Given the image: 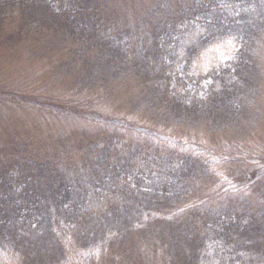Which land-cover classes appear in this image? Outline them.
Listing matches in <instances>:
<instances>
[{"label":"trees","instance_id":"obj_1","mask_svg":"<svg viewBox=\"0 0 264 264\" xmlns=\"http://www.w3.org/2000/svg\"><path fill=\"white\" fill-rule=\"evenodd\" d=\"M0 264H264V0H0Z\"/></svg>","mask_w":264,"mask_h":264},{"label":"rangeland","instance_id":"obj_2","mask_svg":"<svg viewBox=\"0 0 264 264\" xmlns=\"http://www.w3.org/2000/svg\"><path fill=\"white\" fill-rule=\"evenodd\" d=\"M46 64H48V58H47V61H46ZM19 83H16V85H18ZM80 94H82V92H80ZM48 108H50L49 106H46V107H42V108H32L33 111H36L38 112L37 113V116L39 117V119L43 118V119H47V118H57L55 115V112H53L51 115H48L46 116L45 114H48ZM76 110L79 109V107H76L75 108ZM57 113V112H56ZM58 115H60V113L58 112L57 113ZM80 121H82L80 119Z\"/></svg>","mask_w":264,"mask_h":264}]
</instances>
